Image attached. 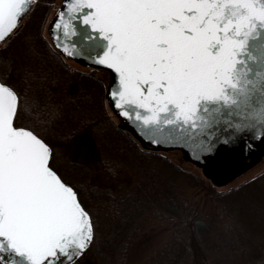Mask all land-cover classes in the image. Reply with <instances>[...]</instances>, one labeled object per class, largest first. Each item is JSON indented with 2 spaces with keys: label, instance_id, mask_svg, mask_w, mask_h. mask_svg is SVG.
I'll return each instance as SVG.
<instances>
[{
  "label": "snow or ice",
  "instance_id": "1",
  "mask_svg": "<svg viewBox=\"0 0 264 264\" xmlns=\"http://www.w3.org/2000/svg\"><path fill=\"white\" fill-rule=\"evenodd\" d=\"M38 4L0 0V264H86L101 204L120 192L91 174L84 189L69 179L60 128L77 119L75 94L56 88L51 69L18 67L10 55ZM49 33L58 59L112 73L106 115L142 142L203 154L244 135L264 139V0H62Z\"/></svg>",
  "mask_w": 264,
  "mask_h": 264
},
{
  "label": "trees",
  "instance_id": "2",
  "mask_svg": "<svg viewBox=\"0 0 264 264\" xmlns=\"http://www.w3.org/2000/svg\"><path fill=\"white\" fill-rule=\"evenodd\" d=\"M53 1L39 0L27 17L20 32L25 41L20 59L16 58L19 63L10 55L20 66L32 63L51 69L59 76L56 88L75 94L72 107L77 119L61 126V145H75L83 133L91 136L90 147H95L104 175L81 167L79 179L72 167L69 179L84 189L91 174L101 183L117 185L120 192L116 202L101 204L100 241L87 257L94 264H264V172L221 190L213 177L183 169L165 154L139 145L116 116L117 120L106 115L103 79L58 59L57 51L45 43L42 28ZM108 160L111 168L106 167ZM122 170L129 176L122 178ZM84 196L95 199L86 190ZM151 221H161L171 230L170 240L148 258L135 259L134 244L143 250L145 227Z\"/></svg>",
  "mask_w": 264,
  "mask_h": 264
},
{
  "label": "rangeland",
  "instance_id": "3",
  "mask_svg": "<svg viewBox=\"0 0 264 264\" xmlns=\"http://www.w3.org/2000/svg\"><path fill=\"white\" fill-rule=\"evenodd\" d=\"M61 3L62 0H54L51 3L49 13L43 25L42 34L48 41L50 39L48 33V23L51 17L57 11V9L60 7ZM26 19L27 18L24 19L23 25L26 22ZM28 30H30V28H28ZM22 33L24 35L27 34L26 30H24V32ZM24 41H25L24 36H22L20 33L19 36L13 41L10 47V52L14 55L15 60L16 58L17 60L20 59L19 57L22 51ZM17 62L19 63V61ZM66 62L70 66L76 69L93 73L96 77H100L101 79H103V81L107 85L109 81V73L106 70L87 68L70 59H66ZM17 66L19 67L20 64H17ZM113 117L117 120L115 115H113ZM78 141L79 142H77L75 145L60 146L61 155L58 162L59 166H61L62 169L66 170L67 172H69V170L72 169V167L76 168L74 173L79 179L82 178L83 175L81 167L91 170L92 175H97L102 177L104 175V171L102 172L103 169L101 164H99V162L97 163L98 159L96 156L95 147L94 148L90 147L92 146L90 145V142H93L91 136L86 137L85 134L83 133L81 134ZM162 153H164L169 159H171L177 165L181 166L183 169L195 172L200 176H203L204 174L203 169L197 166L196 164H194L193 162H191L190 160H188L180 150H168V151H163ZM73 159H75V161L78 162L77 164H75L78 167H76L73 164ZM263 172H264V155L257 161L253 162L252 164L248 166H244V168L240 169L239 173H237L235 177H232L227 182L222 183V186L219 187V189L225 190L243 184L246 181L255 178L256 176H258ZM121 175L122 178H124L125 175L129 176L124 170L121 171ZM145 232H146L145 236H147V240L143 245L144 246L143 250H141L142 245L137 244L138 242L134 244L136 254H133V258L135 259H140L143 257L148 258V256L151 255L154 251L163 247L170 240L171 237V230L165 227L161 221H151L150 223H147V226L145 227ZM141 236L143 235L140 234L139 238H141ZM85 261L88 264H94L92 258L90 257L89 258L85 257Z\"/></svg>",
  "mask_w": 264,
  "mask_h": 264
},
{
  "label": "water",
  "instance_id": "4",
  "mask_svg": "<svg viewBox=\"0 0 264 264\" xmlns=\"http://www.w3.org/2000/svg\"><path fill=\"white\" fill-rule=\"evenodd\" d=\"M71 59L76 60L83 65L107 70L103 66L89 64L84 59ZM107 71L110 76L108 84L114 83L112 73L109 70ZM120 122L121 125L146 148L156 151H168L174 149L182 151L188 160L201 167L204 173L213 177L218 184H222L230 180L240 171V169L257 161L264 153V139H260L258 136L250 138L248 135H244L240 139L233 140L232 142L220 141L214 145V149L212 151L205 152L203 154H194L190 150L182 148H169L164 145L157 147L156 145L148 144L147 141H140V139L132 132L131 126L126 120L120 119Z\"/></svg>",
  "mask_w": 264,
  "mask_h": 264
},
{
  "label": "flooded vegetation",
  "instance_id": "5",
  "mask_svg": "<svg viewBox=\"0 0 264 264\" xmlns=\"http://www.w3.org/2000/svg\"><path fill=\"white\" fill-rule=\"evenodd\" d=\"M29 16V15H28ZM28 16H25V17H28ZM92 69H97V68H92Z\"/></svg>",
  "mask_w": 264,
  "mask_h": 264
}]
</instances>
